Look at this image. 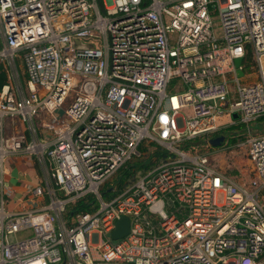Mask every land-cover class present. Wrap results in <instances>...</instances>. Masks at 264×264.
<instances>
[{"label":"built area","instance_id":"2783aa9c","mask_svg":"<svg viewBox=\"0 0 264 264\" xmlns=\"http://www.w3.org/2000/svg\"><path fill=\"white\" fill-rule=\"evenodd\" d=\"M0 74V183L17 152L49 167L39 209L0 190V264H264V0H0ZM230 126L247 182L210 160ZM143 141L151 169L108 183Z\"/></svg>","mask_w":264,"mask_h":264},{"label":"crops","instance_id":"0c3cea01","mask_svg":"<svg viewBox=\"0 0 264 264\" xmlns=\"http://www.w3.org/2000/svg\"><path fill=\"white\" fill-rule=\"evenodd\" d=\"M36 123L38 124L37 120ZM4 124L6 135L7 128L11 125V128L15 129L13 134L25 132L29 137V132L26 130L27 124L19 118H6ZM37 130L41 135V129L38 128ZM48 168L47 164L40 162L35 155L17 152L6 157L0 183L5 209L10 212H19L39 209L45 205L46 199L49 198L47 196H34L33 189L36 186L46 185Z\"/></svg>","mask_w":264,"mask_h":264},{"label":"rangeland","instance_id":"374dc122","mask_svg":"<svg viewBox=\"0 0 264 264\" xmlns=\"http://www.w3.org/2000/svg\"><path fill=\"white\" fill-rule=\"evenodd\" d=\"M211 17L213 20V24L215 26V32L217 35H220L221 31L218 28L219 17H218L217 12L213 9H211ZM17 62L19 63L20 60L17 59ZM244 72L248 73V72H252V70L247 67ZM247 81H249V80H247ZM178 85H179L178 79L177 78L172 79L168 83L167 92H169V93L174 92V90H177ZM222 120L226 121V117L222 118ZM252 126H253V128L258 130L259 132H262L263 127H264V123L261 121H257L256 123H253ZM13 131H15V129L11 128V125H9L7 128V135L13 136L14 135ZM238 131H239L238 127L230 126V127L225 128L223 130V133H224L226 139H228L230 136L237 133ZM210 148L215 149V151L213 153L211 152L212 156H210V160L215 166H218V167L222 168V170L227 171V173L230 176H232L236 181L247 182L249 180V176H251L250 162L247 159L246 154L244 153L245 152L244 149H233V147L232 148H226V146H224V145H220L217 147L210 145ZM152 149H153V145L148 144L146 141H143L138 147L139 152H141L142 154L143 153H145V154L150 153V154L146 155L145 158H143V157H137L136 158L135 157V158H133V160L127 162V165L131 166L130 171L139 170L140 174H144L145 173V169H144L145 167L150 170L152 165H153L151 160H152L153 156L158 152V151H152ZM121 171H122V169H121ZM121 171L118 172L119 176L122 173ZM118 175L115 176L108 183H110L113 186H118L120 184V182H119L120 177H118ZM57 193L60 197L63 196L62 192H57ZM109 194L111 195V193H109ZM262 194H264V191L262 192ZM105 198H107V196H105ZM46 201H48V200L46 199ZM68 208H70V206H67L64 213H63V215H65V217L67 216ZM11 239L13 240V237H11Z\"/></svg>","mask_w":264,"mask_h":264},{"label":"water","instance_id":"95a60500","mask_svg":"<svg viewBox=\"0 0 264 264\" xmlns=\"http://www.w3.org/2000/svg\"><path fill=\"white\" fill-rule=\"evenodd\" d=\"M241 61H242L241 58L235 59L236 66H238L241 63ZM241 74H242V72L239 71V75H241ZM56 112L59 114V116H62L64 113V110L62 108H58L56 110ZM232 117L236 118L237 114H233ZM223 140H224V136L221 135V136H217L215 138H211L209 140V143L212 146L216 147V146H219ZM129 223H130V221H129V218L127 216H125V215L120 216L115 222V228L112 230L111 237L113 239H119V238L126 236L129 232Z\"/></svg>","mask_w":264,"mask_h":264},{"label":"trees","instance_id":"16d2710c","mask_svg":"<svg viewBox=\"0 0 264 264\" xmlns=\"http://www.w3.org/2000/svg\"><path fill=\"white\" fill-rule=\"evenodd\" d=\"M97 2L102 6V0H97ZM3 82H4V76L2 74H0V86H1V84ZM235 141H236L235 138H230L229 139V142H231V143H234ZM157 155H159V152H157ZM160 155H162V154H160ZM130 167L131 166L125 165V166H123L121 168L122 171H121V169L119 170V171L122 172L120 176L118 175V177H120V181H119L120 184H122L123 180L126 179V178H128L133 173L132 171H130L131 170ZM108 190H109V186L108 187H104V188L101 189V193L104 196L109 197L110 194L108 193ZM90 204L91 203L85 202L84 200H80V201H78L76 203L75 206H73L72 208H69L67 215L76 213L78 211H88V210H91L92 208H91V205Z\"/></svg>","mask_w":264,"mask_h":264},{"label":"flooded vegetation","instance_id":"af4514ba","mask_svg":"<svg viewBox=\"0 0 264 264\" xmlns=\"http://www.w3.org/2000/svg\"><path fill=\"white\" fill-rule=\"evenodd\" d=\"M222 135H224V134H222Z\"/></svg>","mask_w":264,"mask_h":264}]
</instances>
